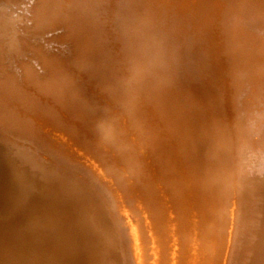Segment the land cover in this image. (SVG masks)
Returning a JSON list of instances; mask_svg holds the SVG:
<instances>
[{"label":"bare ground","instance_id":"1","mask_svg":"<svg viewBox=\"0 0 264 264\" xmlns=\"http://www.w3.org/2000/svg\"><path fill=\"white\" fill-rule=\"evenodd\" d=\"M0 264H264V0H0Z\"/></svg>","mask_w":264,"mask_h":264}]
</instances>
